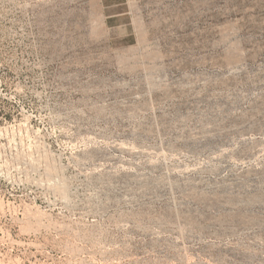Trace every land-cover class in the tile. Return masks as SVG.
I'll list each match as a JSON object with an SVG mask.
<instances>
[{"label":"rangeland","instance_id":"rangeland-1","mask_svg":"<svg viewBox=\"0 0 264 264\" xmlns=\"http://www.w3.org/2000/svg\"><path fill=\"white\" fill-rule=\"evenodd\" d=\"M0 264H264V0H0Z\"/></svg>","mask_w":264,"mask_h":264}]
</instances>
